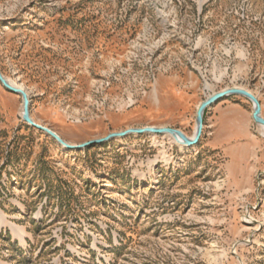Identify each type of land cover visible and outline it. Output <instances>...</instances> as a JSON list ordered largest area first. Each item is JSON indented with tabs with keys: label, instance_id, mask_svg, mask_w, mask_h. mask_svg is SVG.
Instances as JSON below:
<instances>
[{
	"label": "rangeland",
	"instance_id": "rangeland-1",
	"mask_svg": "<svg viewBox=\"0 0 264 264\" xmlns=\"http://www.w3.org/2000/svg\"><path fill=\"white\" fill-rule=\"evenodd\" d=\"M0 264H264V0H0ZM64 148V149H63Z\"/></svg>",
	"mask_w": 264,
	"mask_h": 264
},
{
	"label": "water",
	"instance_id": "water-1",
	"mask_svg": "<svg viewBox=\"0 0 264 264\" xmlns=\"http://www.w3.org/2000/svg\"><path fill=\"white\" fill-rule=\"evenodd\" d=\"M0 85L5 90H7L8 92H10L14 95H17L21 98V100H22L21 119L25 124L35 128L36 130H39V131L46 133L49 137H51L53 140H55L60 145L67 147V148H71V146L66 144L54 132H52L51 130H49L45 127H42L40 125L35 124L32 121V119L30 118V112H29L30 101L28 99V95L26 94V92L22 88L16 87V86L15 87L11 86L8 83V81L6 79H4V77L1 74V71H0ZM233 96L242 97V98H244L250 102V104L252 106L251 118H252L253 122L256 125L264 128V119L261 116V105H260L258 99L249 91H246L243 89H238V88H231V89L222 90L218 93H215V94L209 96L199 105V107L197 108V111H196L195 131H194V136L192 139L186 137L179 130L170 129V128L145 127V128H141V129H129V130H126L124 132L109 134L105 138L84 143V144L78 146V148H83V147L95 145V144H102L104 142H108V141L113 140L115 138H123V137L129 136V135H143V134H147V135H170L174 139H176L178 141V143H180L184 146H194L200 140V137H201L202 132H203L205 111L211 105L216 104L225 98H229V97H233Z\"/></svg>",
	"mask_w": 264,
	"mask_h": 264
},
{
	"label": "bare ground",
	"instance_id": "bare-ground-1",
	"mask_svg": "<svg viewBox=\"0 0 264 264\" xmlns=\"http://www.w3.org/2000/svg\"><path fill=\"white\" fill-rule=\"evenodd\" d=\"M12 86V85H11ZM15 87V86H14ZM16 87H18V86H16ZM260 128H262V127H260ZM263 130H264V128H262ZM168 136H170V135H168ZM194 136V135H193ZM170 137H172V136H170ZM173 138V137H172ZM193 138V137H192ZM192 138H190V139H192ZM173 140H175V142H176V144H178V145H181V146H184V145H182V144H180V143H178V141L176 140V139H174L173 138ZM186 147H188V146H186ZM64 149V148H63Z\"/></svg>",
	"mask_w": 264,
	"mask_h": 264
},
{
	"label": "trees",
	"instance_id": "trees-1",
	"mask_svg": "<svg viewBox=\"0 0 264 264\" xmlns=\"http://www.w3.org/2000/svg\"><path fill=\"white\" fill-rule=\"evenodd\" d=\"M205 114H206V111H205ZM205 114H204V116H205Z\"/></svg>",
	"mask_w": 264,
	"mask_h": 264
}]
</instances>
